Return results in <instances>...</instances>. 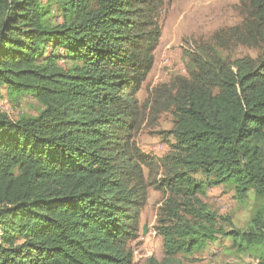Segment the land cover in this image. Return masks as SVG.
I'll return each mask as SVG.
<instances>
[{"label":"trees","instance_id":"trees-1","mask_svg":"<svg viewBox=\"0 0 264 264\" xmlns=\"http://www.w3.org/2000/svg\"><path fill=\"white\" fill-rule=\"evenodd\" d=\"M246 1L254 56L204 53L156 90L172 115L150 183L165 193L154 228L167 262L224 237L264 264V0ZM163 2L0 0V264H132L143 167L159 169L134 135ZM24 96L36 114L11 118L2 101ZM216 186L253 196L244 230L200 198Z\"/></svg>","mask_w":264,"mask_h":264},{"label":"rangeland","instance_id":"rangeland-1","mask_svg":"<svg viewBox=\"0 0 264 264\" xmlns=\"http://www.w3.org/2000/svg\"><path fill=\"white\" fill-rule=\"evenodd\" d=\"M163 7L161 35L154 51V63L138 93L139 111L143 119L134 135L135 146L151 160L158 161L159 169L143 167L147 177V193L141 209L138 234L131 241L134 250L132 264H147L150 257L159 264H256V251L226 248L230 245L224 237L216 242H208L203 250L178 254L171 262L164 260L163 240L154 225L165 193L162 188L150 183L153 176L157 181L160 179L161 158L173 142L168 134L172 127V115L159 102L161 96L157 98L156 90L159 92V88L168 85L175 76H187L194 59L201 55H213L212 52L217 50L222 57L232 61L245 55L254 56L256 51L240 42L247 35L242 26V22L248 18L246 0H164ZM2 106L13 119L21 114L35 115L38 109L35 100L28 96L22 97L17 104L3 100ZM200 198L219 216L230 219L229 222L218 221L226 230L231 227L246 228L253 203L252 195L241 202L229 187L216 186L206 188Z\"/></svg>","mask_w":264,"mask_h":264}]
</instances>
